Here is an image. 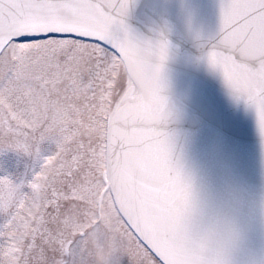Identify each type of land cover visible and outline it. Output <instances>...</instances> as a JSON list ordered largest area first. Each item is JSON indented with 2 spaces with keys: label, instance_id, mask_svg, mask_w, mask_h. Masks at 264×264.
<instances>
[{
  "label": "snow or ice",
  "instance_id": "1",
  "mask_svg": "<svg viewBox=\"0 0 264 264\" xmlns=\"http://www.w3.org/2000/svg\"><path fill=\"white\" fill-rule=\"evenodd\" d=\"M133 0H0V264H187L175 235L181 171L165 129L169 43L126 23ZM207 50L264 141V0H221ZM55 143L42 156L41 145Z\"/></svg>",
  "mask_w": 264,
  "mask_h": 264
},
{
  "label": "water",
  "instance_id": "2",
  "mask_svg": "<svg viewBox=\"0 0 264 264\" xmlns=\"http://www.w3.org/2000/svg\"><path fill=\"white\" fill-rule=\"evenodd\" d=\"M221 0H133L126 23L137 34L169 43L162 79L173 158L195 157L210 171L226 168L255 187L264 180V141L255 110L207 60L220 28Z\"/></svg>",
  "mask_w": 264,
  "mask_h": 264
},
{
  "label": "clouds",
  "instance_id": "3",
  "mask_svg": "<svg viewBox=\"0 0 264 264\" xmlns=\"http://www.w3.org/2000/svg\"><path fill=\"white\" fill-rule=\"evenodd\" d=\"M175 235L187 264H264V180L249 187L226 168L179 162ZM103 264L98 241H91Z\"/></svg>",
  "mask_w": 264,
  "mask_h": 264
},
{
  "label": "rangeland",
  "instance_id": "4",
  "mask_svg": "<svg viewBox=\"0 0 264 264\" xmlns=\"http://www.w3.org/2000/svg\"><path fill=\"white\" fill-rule=\"evenodd\" d=\"M55 151V143L45 141L41 145V155L46 156ZM42 160L25 154L22 151L6 149L0 151V176H7L14 182L30 180L39 169Z\"/></svg>",
  "mask_w": 264,
  "mask_h": 264
}]
</instances>
